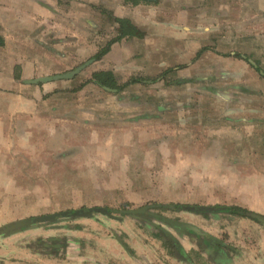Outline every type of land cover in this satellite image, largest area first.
<instances>
[{
    "label": "rangeland",
    "instance_id": "rangeland-1",
    "mask_svg": "<svg viewBox=\"0 0 264 264\" xmlns=\"http://www.w3.org/2000/svg\"><path fill=\"white\" fill-rule=\"evenodd\" d=\"M21 1L46 11L33 28ZM193 3L0 0L10 87L21 57L57 55L41 78L84 66L43 101L27 87L25 115L0 114V264H264V215L241 207L251 187L264 196V36L242 17L257 5L206 27ZM121 21L143 36L121 37ZM98 72L138 82L105 90Z\"/></svg>",
    "mask_w": 264,
    "mask_h": 264
},
{
    "label": "crops",
    "instance_id": "crops-1",
    "mask_svg": "<svg viewBox=\"0 0 264 264\" xmlns=\"http://www.w3.org/2000/svg\"><path fill=\"white\" fill-rule=\"evenodd\" d=\"M20 3H21V10L19 9V11H20L19 15H20V18H22V20H23V21H21L20 24L25 25V22H27L32 27V26H35V24H32L33 23L31 21L32 18H35L37 15H43V16L47 15L46 11L42 10V9L41 10L38 9L36 13L34 11H31V10H26V8H27V2L26 1H24V2L21 1V2H19V4ZM252 3L253 4L255 3L257 5V9L255 8V14L254 15H243L242 17L244 19H246L244 25L245 24H249L251 26L255 25V26H257L256 27L257 31H251L250 30L249 32L248 31L244 32V34L245 35L250 34V35H256V36H264V0H194L193 8L197 13L198 12L200 13V18L202 19L203 24H205L206 27L207 26L212 27L213 25L217 24L219 22V20H221L222 18H227V12H229L232 8L235 10L243 11L245 9V7H248L250 10V4H252ZM257 14H259V16H257ZM27 18H29L28 20H30V21H28V20L26 21ZM32 28L29 27L28 29H32ZM37 29H39V28H37ZM9 40L10 39H8V38H6V40H5V43L7 44L6 49L11 51V50L15 49V46L11 45ZM55 45H57V44H55ZM54 47L56 48L57 46H54ZM52 50L53 49L50 46L49 51H52ZM52 58H53V62H54L53 63L54 67L51 69L45 70L46 65L51 66ZM47 59H48L47 62H45V60H44V63H42L43 61L41 60V58L40 59H34L33 58V60L28 61V60H25L24 58L21 57V59L18 60V64H16V65L21 66V68L23 69V75H22V78L20 80H17V82L13 81L14 84L12 85V87H10V83L8 84V80L5 83L3 81V79H0V89H3L0 92V114H1V116L4 113H6V116L9 119L11 112H17V115H25L27 113L26 102L27 101L29 102V100H31L30 98H28L26 96V93H25V90L27 89V87L35 88L36 93L33 94L34 99L39 98V99H41V101H43L42 98L44 97V95H47L48 93H52L51 91L53 89L54 90L56 89V86H53L54 84H52V81L46 82L47 84L39 82L40 85H34L36 83L35 81L39 80L38 78L41 79V77H43V76H52V75L57 74V72H58L56 69V66L58 65L57 55L55 54L53 57H52V55H50L47 57ZM7 63H8V61H7ZM9 67L10 66H5V72H7V74L9 72ZM27 68L29 71H27ZM27 82H29V83L27 84ZM3 84L6 86H4ZM14 90L16 91V93ZM54 90H53V92H54ZM12 91H14V92L10 93ZM13 101L17 102L18 105L17 106L12 105ZM3 109H5L6 111L4 112ZM3 125H4L3 120L0 118V147L3 146V142H9V139L4 138V134H3L4 127H3ZM23 141H24V139H23ZM3 157H4V154L2 153V155H1V151H0V158H1L0 159V166H3V164L5 163V160H3ZM3 170H4V168L0 167V179H1V173H3ZM231 176L233 178L239 177V176H234V174ZM261 185L264 187V178L261 181ZM255 190H257V191H255ZM259 191H260V187H257L256 189L251 187V193L253 195H257V201H253L251 203H249V202L244 203L245 201H248L247 195H245V197L242 198L244 200V202L241 205V207H246L247 209H249L251 211L252 210L253 211L256 210L257 212L259 211V213L262 212V214L264 215V196L262 195L263 192H259ZM2 193H3V190L0 189V194H2ZM236 205H240V204H236ZM262 224L264 225V221ZM3 243H4V241H3ZM6 247L10 249L8 244H6L5 248ZM5 252H7V251H5ZM0 253H2V252H0ZM3 253H4V251H3ZM254 257L258 258L256 256H254ZM115 258L125 259V257H123V256H120V257L116 256ZM245 259H247V258L244 257L243 260H245ZM145 261L148 264L150 259L147 258V256H146ZM97 264H99V263H97Z\"/></svg>",
    "mask_w": 264,
    "mask_h": 264
},
{
    "label": "trees",
    "instance_id": "trees-1",
    "mask_svg": "<svg viewBox=\"0 0 264 264\" xmlns=\"http://www.w3.org/2000/svg\"><path fill=\"white\" fill-rule=\"evenodd\" d=\"M121 37H142L143 34L137 30L132 24H130L127 21H121ZM0 45H3V40L0 38ZM98 58H101V55L98 56ZM71 73V72H69ZM94 81L95 83L100 86L103 89H111L114 91H120L122 90L125 86L130 85L131 83H136L138 82L137 79L130 81L129 83H126L124 85H119L117 84L114 75L111 72H98L94 74ZM193 207H198V206H193V205H185L183 208H193ZM220 210H223L225 212H240L239 208L236 207H223L220 208Z\"/></svg>",
    "mask_w": 264,
    "mask_h": 264
},
{
    "label": "water",
    "instance_id": "water-1",
    "mask_svg": "<svg viewBox=\"0 0 264 264\" xmlns=\"http://www.w3.org/2000/svg\"><path fill=\"white\" fill-rule=\"evenodd\" d=\"M84 68V66L80 67L79 69H77L76 71H73L71 73H67V74H64V75H59V76H53V77H46V78H41L37 81H35L36 83L37 82H42V83H46V82H50V81H54V80H57V79H70L72 78L75 74L79 73V71H81V69ZM35 83V84H36ZM183 210L185 211H190V212H210L213 210L212 207H209V206H198V207H193V208H183ZM83 211L85 210H81V211H74L72 212L73 215L75 217H80L81 215H88V213H84ZM101 212H103L104 214H108V210H100ZM57 217H59V215H55V216H50V217H47L45 219H56ZM23 225V224H22Z\"/></svg>",
    "mask_w": 264,
    "mask_h": 264
},
{
    "label": "flooded vegetation",
    "instance_id": "flooded-vegetation-1",
    "mask_svg": "<svg viewBox=\"0 0 264 264\" xmlns=\"http://www.w3.org/2000/svg\"><path fill=\"white\" fill-rule=\"evenodd\" d=\"M3 45H4V42H3Z\"/></svg>",
    "mask_w": 264,
    "mask_h": 264
}]
</instances>
